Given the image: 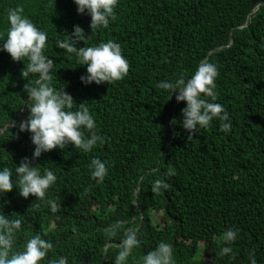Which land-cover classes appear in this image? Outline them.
Listing matches in <instances>:
<instances>
[{
	"label": "trees",
	"instance_id": "1",
	"mask_svg": "<svg viewBox=\"0 0 264 264\" xmlns=\"http://www.w3.org/2000/svg\"><path fill=\"white\" fill-rule=\"evenodd\" d=\"M18 5L48 33L55 87L86 103L106 139L91 153L69 145L34 161L57 175L47 194L56 213L18 188L0 198V212L23 222L17 248L40 234L54 243L49 259L115 264L124 233L137 228L142 245L133 264L161 241L173 245L176 264H250L253 250L264 264V0H120L117 19L93 34L91 16L79 14L74 0H0V30ZM76 25L92 35L88 46L108 40L122 46L131 65L122 81L82 83L87 66L56 46ZM201 62L218 67V102L233 128L223 133L214 121L190 139L182 126L186 102L156 84L180 74L190 78ZM25 69L23 60L0 51V128L9 125L12 132L0 136V168L13 171L35 150L31 133L13 127L30 114ZM94 157L109 168L103 184L91 178ZM169 167L174 177L165 176ZM156 179L171 187L154 194ZM116 222L119 235L106 249L104 229ZM233 228L239 230L231 245L235 260L219 256L223 234Z\"/></svg>",
	"mask_w": 264,
	"mask_h": 264
},
{
	"label": "clouds",
	"instance_id": "2",
	"mask_svg": "<svg viewBox=\"0 0 264 264\" xmlns=\"http://www.w3.org/2000/svg\"><path fill=\"white\" fill-rule=\"evenodd\" d=\"M78 13L91 16L92 34L99 29H108L110 23L117 19L120 0H74ZM8 26L0 30V51H6L14 61H24L26 69L23 77L30 81L24 85L28 95L30 114L20 122V132H30L35 145L33 157L25 158L14 171L9 167L0 168V198L18 188L24 198L37 197L49 205L52 213L57 212V204L47 198L49 190L56 184L57 175L53 170L45 168L43 172L34 161L43 153L54 149H66L74 145L84 153H91L98 143H104L105 137L98 132L96 119L86 103L77 104L65 90L55 87V64L46 54L49 48V36L45 30L25 14L22 5L10 8L7 12ZM92 36V35H91ZM91 36L87 35L79 25L68 39H58L56 46L70 56L74 55L80 66H87V74L81 77L86 86L92 84H114L122 81L130 71V62L125 57L122 46L114 40L88 46ZM84 41L86 46L80 47ZM35 76V79H28ZM218 67L210 62H201L190 78L180 74L175 80H164L156 84L158 89L176 95L177 102H186L182 109V126L189 132L191 139L198 131L206 130L214 121L220 122L219 130L230 134L233 128L228 110L218 102L217 90ZM12 136L11 127L0 128V136ZM18 135V134H17ZM91 178L97 184H103L109 175L107 163L98 157L88 164ZM176 171L169 167L166 177H174ZM171 185L165 179H156L152 184V192L159 194L168 190ZM59 219V217H57ZM22 220L10 219L0 212V264H69L67 256L49 259L54 250L51 239L36 234L17 248V240L22 229ZM121 224H111L104 229L106 249L119 235ZM239 230L229 229L223 234L225 242L219 256H229L235 260L231 245L238 239ZM142 245L137 228H129L119 244L115 264H133L136 260L135 250ZM131 258V260H130ZM250 264H257L256 254L249 253ZM139 264H176L174 248L171 243L161 241L153 250L140 258Z\"/></svg>",
	"mask_w": 264,
	"mask_h": 264
}]
</instances>
